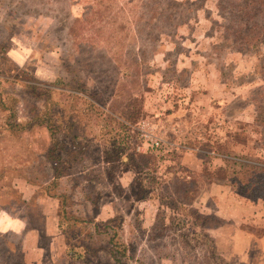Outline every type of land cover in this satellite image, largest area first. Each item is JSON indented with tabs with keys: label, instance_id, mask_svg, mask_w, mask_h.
Instances as JSON below:
<instances>
[{
	"label": "rangeland",
	"instance_id": "obj_1",
	"mask_svg": "<svg viewBox=\"0 0 264 264\" xmlns=\"http://www.w3.org/2000/svg\"><path fill=\"white\" fill-rule=\"evenodd\" d=\"M262 7L0 0V264H116L111 241L124 247L125 264H211L207 244L190 237L201 232L229 264H244L220 251L217 234L230 220L209 208L216 199L204 188L214 183L236 199L246 223L263 211L264 186L248 198L240 186L197 176L189 203L197 217L178 230L168 222L175 213L135 183V163H124L131 148L153 155L147 166L160 179L189 181L220 140L256 143L246 162L264 163V30L249 44L241 34ZM140 129L163 149L140 148ZM121 135L117 151L109 142ZM261 241L251 246L255 264Z\"/></svg>",
	"mask_w": 264,
	"mask_h": 264
},
{
	"label": "trees",
	"instance_id": "obj_2",
	"mask_svg": "<svg viewBox=\"0 0 264 264\" xmlns=\"http://www.w3.org/2000/svg\"><path fill=\"white\" fill-rule=\"evenodd\" d=\"M254 15L257 16V20H253V17L250 14L252 19L247 25L246 31H244L245 33H241L248 44L251 41H255L257 35L261 34L264 30V7L254 10L253 16ZM258 20H261V22H258ZM123 140H127L126 136L121 135L116 142L110 140L109 144L112 148L116 147L118 151L120 143ZM257 149V144L251 141H214L211 154H200L201 167L199 173L193 174V176L191 175L189 181L172 178V175L166 180L160 179L155 173V167L147 166L148 164L153 163V155L137 154L134 153L131 148L124 164L135 163L134 168L137 172V181L135 183L137 186H139L144 192L154 194L153 197L156 196L157 199L159 198L160 204H162L164 208L171 210V214L175 213V215H170L168 217V222L170 225L176 226L178 230H181L184 225L193 222L189 219L190 216L193 219L197 217L195 209L189 204L191 202L190 199H192L195 192H197V188L199 189L201 186V181L197 176H204L206 180L216 183L222 182L223 184H226L227 182H230V187H233L234 185L240 186V189L235 191L243 195H247V191L249 190L255 193L258 191L259 187L264 186V163L261 161L262 159L256 158L255 162H246L247 160H250L249 156L254 154ZM261 154L264 156V153ZM116 157L118 158V156ZM138 158H144L146 160L138 162ZM53 159L59 160V157H53ZM119 161L120 160H118V162ZM120 163L122 162L120 161ZM211 163H214L215 172L210 170ZM245 170L248 171L245 172ZM171 187H177L180 190L181 196L187 203L177 202L175 197L171 195H175V191L172 190ZM247 197L249 198L250 195H247ZM182 235L183 237H187L188 233L185 232L182 233ZM190 237L194 241L200 237L199 241L207 244L206 258L207 260H210L211 264H229L228 259L224 258L216 251V240L214 238L209 237L203 232L194 233L190 235ZM66 253L70 257L74 255L72 249H67ZM124 256V247L121 243L115 242L112 244L111 241V257L114 262L116 264H125L124 262H121V258Z\"/></svg>",
	"mask_w": 264,
	"mask_h": 264
},
{
	"label": "crops",
	"instance_id": "obj_3",
	"mask_svg": "<svg viewBox=\"0 0 264 264\" xmlns=\"http://www.w3.org/2000/svg\"><path fill=\"white\" fill-rule=\"evenodd\" d=\"M204 190L206 193L205 196H207V198L215 197L216 199L215 203H213V206L209 208L213 209V212H220L230 220L229 224L225 226L230 227L229 231L227 233L223 232V228L225 227L222 226L220 227L221 231L219 234H217L220 240V251L228 256H241V260L244 264H255V261L249 258L251 255V246L254 245L255 239H258L259 241L263 239V241H261L263 243L260 252L261 257L259 256L257 264H264V208L261 213L256 212V210H252L251 212L254 214H249L251 220L244 223V219L242 220V215H245L243 212L244 207L243 205L237 204L238 202L236 199L229 196H227V199H225L224 194L217 192L218 186L214 183H211V185L209 184L207 187L205 186ZM244 204L252 205L253 208L257 207L258 205L257 202ZM204 205H206V203H204ZM245 227L246 229H243ZM253 228H260L261 234L257 236L254 233Z\"/></svg>",
	"mask_w": 264,
	"mask_h": 264
},
{
	"label": "built area",
	"instance_id": "obj_4",
	"mask_svg": "<svg viewBox=\"0 0 264 264\" xmlns=\"http://www.w3.org/2000/svg\"><path fill=\"white\" fill-rule=\"evenodd\" d=\"M144 126V123L141 122V127ZM140 148H156L163 149V140L158 135H154L146 129H140L139 133ZM139 148V147H138Z\"/></svg>",
	"mask_w": 264,
	"mask_h": 264
}]
</instances>
